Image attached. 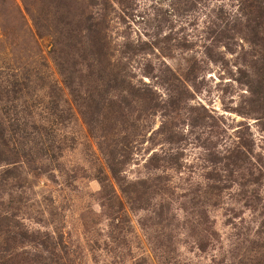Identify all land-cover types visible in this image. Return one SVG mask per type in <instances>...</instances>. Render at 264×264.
I'll return each mask as SVG.
<instances>
[{"label": "rangeland", "instance_id": "374dc122", "mask_svg": "<svg viewBox=\"0 0 264 264\" xmlns=\"http://www.w3.org/2000/svg\"><path fill=\"white\" fill-rule=\"evenodd\" d=\"M0 264H264V0H0Z\"/></svg>", "mask_w": 264, "mask_h": 264}, {"label": "trees", "instance_id": "16d2710c", "mask_svg": "<svg viewBox=\"0 0 264 264\" xmlns=\"http://www.w3.org/2000/svg\"><path fill=\"white\" fill-rule=\"evenodd\" d=\"M113 172V171H112Z\"/></svg>", "mask_w": 264, "mask_h": 264}]
</instances>
